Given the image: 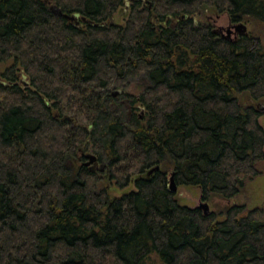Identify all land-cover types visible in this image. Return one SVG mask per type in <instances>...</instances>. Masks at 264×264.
Segmentation results:
<instances>
[{"label": "trees", "instance_id": "obj_1", "mask_svg": "<svg viewBox=\"0 0 264 264\" xmlns=\"http://www.w3.org/2000/svg\"><path fill=\"white\" fill-rule=\"evenodd\" d=\"M205 8L264 30V0H0V264H264V207L169 189L232 201L262 174L261 33Z\"/></svg>", "mask_w": 264, "mask_h": 264}, {"label": "rangeland", "instance_id": "obj_2", "mask_svg": "<svg viewBox=\"0 0 264 264\" xmlns=\"http://www.w3.org/2000/svg\"><path fill=\"white\" fill-rule=\"evenodd\" d=\"M124 10L117 13L115 15V22L122 24L124 23L125 17L123 16ZM198 20L204 24L211 25L214 27L220 34L228 36L227 29L231 27L232 23L228 17L227 14H218L213 8H205L198 16ZM248 32H254V33H261L262 41L264 43V30H259L253 25L248 26ZM232 38H235L237 36L236 32L234 31L231 35ZM6 65H0V74L5 69ZM21 83H26V78L23 77L21 79ZM148 86V82L145 78H140L137 80H134L131 85L128 87L129 92L133 94H139L143 90H145ZM243 102L250 103L251 100L248 96L242 97ZM261 124L264 126V115L261 118ZM90 162V160L88 161ZM91 167H94L95 165L93 163L90 164ZM96 170L100 169L98 166L95 168ZM259 170L262 172V174L256 178L254 181L248 183L245 193H242L240 197H238L235 200L228 201L223 200L222 198L218 196H214L211 200L208 202L203 201L201 190L196 187H180L177 190V196L176 199L181 205L188 206L191 208H198L203 203H208L210 206V211H214L216 213L222 212L224 209H226L227 206L232 205L233 203H246L248 202L249 208L254 207H264V162H262L259 165ZM106 186H108L107 181L104 179H101L98 183L97 191H102ZM132 187H129L128 189L123 190H114L111 192L112 196H120L124 192L129 191ZM157 261V260H156ZM154 264H160L158 261Z\"/></svg>", "mask_w": 264, "mask_h": 264}, {"label": "water", "instance_id": "obj_3", "mask_svg": "<svg viewBox=\"0 0 264 264\" xmlns=\"http://www.w3.org/2000/svg\"><path fill=\"white\" fill-rule=\"evenodd\" d=\"M59 15H62V13L60 12ZM234 31L236 32L237 35L245 34V33L248 32V27L245 24H243V23L232 24L231 27H229L227 29L228 37H231L230 35ZM89 158H90V162L88 164L93 163L95 166L92 169H95L96 166H98V162H97L96 158L94 156H90ZM156 169H158V168H156ZM153 171L154 170L150 171V174L153 173ZM169 189L172 192H177V190H178V187L175 184L174 174H172L171 177L169 178ZM198 208L202 209L206 214H209L211 212L210 211V206H209L208 203H203Z\"/></svg>", "mask_w": 264, "mask_h": 264}]
</instances>
